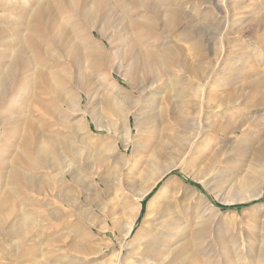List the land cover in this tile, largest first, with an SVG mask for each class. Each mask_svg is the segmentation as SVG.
<instances>
[{
  "label": "rangeland",
  "instance_id": "374dc122",
  "mask_svg": "<svg viewBox=\"0 0 264 264\" xmlns=\"http://www.w3.org/2000/svg\"><path fill=\"white\" fill-rule=\"evenodd\" d=\"M37 1L0 0L5 6L0 38L10 26L26 28ZM108 1L116 11L125 7L123 0ZM175 1L184 15L175 27L161 18L147 23H156L155 29H144L148 42L171 54L154 71L140 72L135 89L118 73L94 69L86 61L81 69L70 66L67 74L52 78L53 88H42L38 103L43 106L27 102L19 113L20 124L2 130L0 206L13 205L15 210L0 211V264H166L163 259L170 261L180 245L188 246L175 264H264V170L261 177L256 157L264 147V24H256L257 15L264 14V0ZM123 15L120 23L113 19L114 40L118 46L123 40L127 47L135 36L131 20L136 16ZM43 47L47 66L36 67V78L41 69L52 74L53 68L63 70L57 64L66 63L65 47ZM114 62L118 59L110 55L109 63ZM130 67L124 60L121 70ZM150 83L155 84L152 91L141 96L140 89ZM82 88L88 90L85 95L79 93ZM136 99L145 109L159 112L163 124L154 131L182 139L169 160L185 152L182 166L143 200L139 195L147 179L135 180L143 170L140 162L160 155L163 147L157 133L148 135L145 126L136 130L133 117L135 143L130 149L117 143L124 138L123 111ZM82 110L90 112L87 120ZM176 116L191 121V127H177ZM195 118L202 126L197 137L191 129ZM212 121L220 132L207 127ZM27 137L35 144L33 155L23 150ZM14 169L27 182L19 185ZM168 181L183 183L186 196L196 191L193 195L205 212L203 217L180 213L175 234L157 244L151 239L166 207L163 200H153ZM247 182L256 186L246 187ZM253 193L262 196L241 202ZM134 217L138 219L128 235L125 229Z\"/></svg>",
  "mask_w": 264,
  "mask_h": 264
},
{
  "label": "bare ground",
  "instance_id": "6f19581e",
  "mask_svg": "<svg viewBox=\"0 0 264 264\" xmlns=\"http://www.w3.org/2000/svg\"><path fill=\"white\" fill-rule=\"evenodd\" d=\"M37 2L38 3L33 9L31 18L29 17L30 20L26 28H21V27L13 28L12 26L9 25L13 29L10 28L9 30L8 29L2 30L3 34L1 35H3V37L0 38V143L4 139V135H5L2 133L3 132L2 130H4L6 126L17 124L16 122L20 120L19 116H22L19 113L23 111L22 109L27 108L26 107L27 102L34 101L38 103L40 101L42 94L45 93L42 88L45 89L46 88L49 89L51 87L53 88L52 78L57 79L58 77L62 76V72L67 74L70 66H74L76 67V69H81L84 63L87 61L89 64H91L92 68L94 69L107 67V72H109V74L113 75V73H118L119 75H121L123 79L127 81L130 88L135 89L136 85L134 86L135 84L134 82L137 80L136 78L140 72H144L147 74L154 71V69H156L157 66H159L161 63L164 62L162 61V59L165 58V56H169V54H171V52L169 53L168 51L159 52L158 51L159 47L157 49L155 48L156 46H153V44H151L153 40L150 39L152 42L151 43L148 42L149 36L147 34V31H145L144 29L145 28L148 29L149 27H151L150 29L153 30L155 29L156 23L155 24L151 23L148 25L147 23L151 21L150 19L160 20L161 18L162 19L165 18L166 23L168 25L172 24L175 27V25L179 23L181 18L184 16L181 9L178 8L177 6L178 3H176L175 0H123L125 7L122 6L123 8L121 7V10L117 9L118 11L110 7L111 1L109 2L108 0H93L92 4H90L91 2L87 3L86 0H51L48 3H42L39 1ZM34 3L36 2L34 1ZM164 4H166L165 5L166 7L163 8L164 10H162L161 5ZM4 7L5 6L0 4V12L5 11ZM128 7L133 8L135 12L130 11ZM122 13L124 15H127L128 17L136 16L135 20H131L133 21V23H131L133 24V27L130 26L134 28L133 31H135V36L133 38L132 43L127 47L125 46V44L124 45L122 44L124 41L121 40L120 38L119 39L122 41V43L120 41L121 46H118L117 41L114 40L115 27L113 25L114 24L113 19L118 17L116 18L117 20L115 19L114 20L117 21L115 23H120ZM133 13L135 14L133 15ZM24 17L25 16H23V18ZM75 17H76V24H71L73 22V19H75ZM257 17H259V19H256L257 22L256 24H258V26L263 25L264 14L261 16L257 15ZM96 33L99 35V39L96 38ZM173 40L175 39L173 38ZM55 44L62 45L66 49V50L63 49L65 51V61H66V63H64L65 65L57 64L58 60L60 59L58 60L56 59L57 67L62 66L63 70L62 69L60 70V68L59 69L56 68L53 71L54 69L53 68L51 71L52 74L50 73L51 74L50 75L48 73H45L41 69L36 74L38 78L34 77L36 67H42L45 63V60L43 59L44 57L43 46L47 45L48 47H51ZM169 51L173 52V49ZM165 53H167V55H165ZM29 54L32 55H30L29 57ZM110 55H115L116 59H118V62H114L113 64H110L109 63ZM124 60L129 61L131 63V67L130 69L122 71L121 69L123 67ZM84 67H86V65ZM59 81L57 82L55 81V82L58 83ZM154 83H150L149 85L141 88L140 89L141 96H145L148 92L152 91L155 85ZM60 85L62 86L63 84ZM56 86L59 87L58 84ZM87 91H85L82 88L79 91V93L85 95ZM140 101L141 100H137V99L131 100L128 103V106L123 111V114L125 115L124 118L125 126L122 129L124 131V135L123 134L122 135L124 138L123 139L121 138L122 140L120 142L117 141V143L121 144V146H123L126 149H130V146L135 143L134 142L135 140L133 139L132 136L133 127L131 125V117L134 118V127L136 128V130H138L140 127L145 126L148 135H150L151 133L156 134L157 132L154 131V129H156V127H160L159 125L161 120L158 114L159 112L155 113L153 111L145 109V106L139 105ZM42 106L43 105H41L40 107ZM81 114L84 115L85 120H87L88 117L90 116L89 115L90 112L88 110H82ZM196 120L197 121H194L192 123L193 127L191 128L192 130L197 131L194 137H197L198 134H200V130H202L201 124L198 125L199 124L197 123L198 119ZM190 122L183 117L176 116V123L178 124L177 127H181V126L183 127L185 125L190 126ZM32 123L29 122L28 124L29 129H32V127L34 126ZM207 127L210 128L211 130H214L215 132L216 131L220 132V129L215 126L213 121L212 123L208 124ZM175 129H176V124H175ZM34 131L35 130L32 129L31 132ZM157 134L160 135L159 137L162 139L160 146L163 147V149L159 151L160 155L155 153L151 157V159L148 160L147 162L146 161L140 162V165L143 167V170L139 175V177L135 176L137 177L135 178V180H137L140 177L142 178L144 177L147 179V183L143 187L141 194L139 195V199L142 200L145 199L146 195L151 193L158 186L161 180H163L167 175L171 174L178 167L179 163L181 164L180 166H182L183 164L182 159L185 156V152H184L181 154L182 156L180 158L169 160L170 155L173 153L174 148H177L175 146L182 143V139L180 140L179 136H177L175 133L172 134L171 132L167 134H163L162 137H161V133H157ZM30 137H27L26 138L27 140L24 141L23 150L26 151V153L33 155L32 153H34L35 144L33 143V140L30 139ZM192 141H189L188 145L186 144L188 148L192 147L191 146L193 143ZM45 153H46L45 150H43V154ZM256 157L259 161V165H260L259 167H261L260 174L262 177L263 175L262 170H264V147L260 148ZM24 163H26V161ZM185 167H183V172L188 173L187 168ZM14 171H15L14 174H16V180L18 181L17 183L19 185L21 183L24 184V182H27V180L21 176L19 170L14 169ZM245 185L246 187L249 186L252 188L256 186L255 183L253 182H247ZM185 191L186 190L183 186V183L181 182L174 183V181H168L166 184L159 187L158 193L154 197L155 199L153 200V202L156 203L158 202V200H163L166 208L163 211V213H161V216L159 217L155 225V231L153 234V238L151 239V240L154 239L157 244L158 242L160 243V239H162L161 242L169 241L170 236L175 234L174 231L176 230V228H178L177 226L180 223L179 222L180 213L187 212L191 214V216L192 214H195V216L198 215V217H203L202 214H204L205 210L202 208L201 204L200 206L197 204L198 198L194 197L193 195L197 192L192 190L193 192L192 196L189 197L186 196ZM261 196L262 195H260L259 193H253L252 196L243 197V199H241L242 200L241 202L254 201L256 199H260ZM198 200L200 201V199ZM200 203L202 202L200 201ZM204 204L205 203H203L202 205ZM151 207L152 206H150V208ZM6 209H10L13 212L15 210V207L13 205L0 206L1 212L5 211ZM137 219L138 217H134V219L130 220L129 223L127 224L125 230L128 235L132 234ZM143 235H144L143 230L139 231L137 235L138 239L141 240ZM187 246L180 245L175 247L174 250L172 249L173 257L171 258V260L169 261L168 258L167 259L165 258L163 259L162 262L166 264H175L174 263L175 260H177L179 257L184 256L185 250H187L186 248ZM147 257H150V255H148ZM184 260H186V258Z\"/></svg>",
  "mask_w": 264,
  "mask_h": 264
}]
</instances>
